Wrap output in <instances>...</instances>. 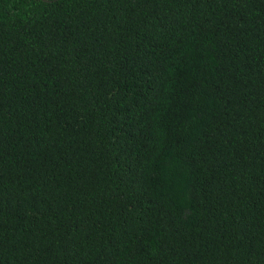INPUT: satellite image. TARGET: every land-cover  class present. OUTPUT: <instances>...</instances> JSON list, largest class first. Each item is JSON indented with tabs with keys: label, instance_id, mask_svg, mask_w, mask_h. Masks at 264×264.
<instances>
[{
	"label": "trees",
	"instance_id": "trees-1",
	"mask_svg": "<svg viewBox=\"0 0 264 264\" xmlns=\"http://www.w3.org/2000/svg\"><path fill=\"white\" fill-rule=\"evenodd\" d=\"M0 264H264V0H0Z\"/></svg>",
	"mask_w": 264,
	"mask_h": 264
}]
</instances>
